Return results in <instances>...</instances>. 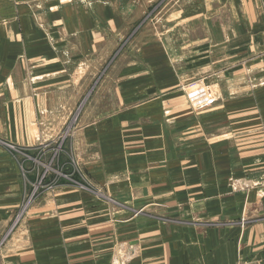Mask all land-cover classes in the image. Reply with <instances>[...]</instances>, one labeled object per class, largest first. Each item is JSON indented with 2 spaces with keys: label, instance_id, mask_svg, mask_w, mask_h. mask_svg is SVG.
<instances>
[{
  "label": "crops",
  "instance_id": "0c3cea01",
  "mask_svg": "<svg viewBox=\"0 0 264 264\" xmlns=\"http://www.w3.org/2000/svg\"><path fill=\"white\" fill-rule=\"evenodd\" d=\"M256 81L264 0H0V264H264ZM51 145L72 170L23 210L9 149Z\"/></svg>",
  "mask_w": 264,
  "mask_h": 264
},
{
  "label": "rangeland",
  "instance_id": "374dc122",
  "mask_svg": "<svg viewBox=\"0 0 264 264\" xmlns=\"http://www.w3.org/2000/svg\"><path fill=\"white\" fill-rule=\"evenodd\" d=\"M215 86L216 85L214 83H206L205 81L200 80L186 82V85L182 89V92L184 95V99L189 105V108L193 114H201L202 116L214 114L210 112H213L216 108V101H218L219 98L218 91ZM255 86L256 88H263L264 81H256ZM199 133H201V136H199ZM197 141L207 142V144H209L212 149H215L217 147V132H215V129H203L201 131H198L197 137L192 136V142ZM61 148V145L43 146L29 152H26L25 150H19V148H16L15 150L9 149L16 155V158L19 160L20 165L23 167L24 171L28 170V172L33 176L32 186H34L31 189L28 197L25 199L23 210L26 208L31 199L32 201L35 199L36 195L42 190V188L46 186L48 187L55 182H59L58 177L53 176V174L56 175L57 173L59 176L61 172L67 174L65 173L66 171L72 170V167L69 163L65 164L64 167L57 169L56 163L58 156H60ZM45 154H48V160L43 158V155ZM262 164L263 162H260L255 166V168H260ZM48 174L53 176H50L52 182H50L49 184L47 181H45ZM68 179H72V176H69ZM67 182L70 184L72 183L71 181Z\"/></svg>",
  "mask_w": 264,
  "mask_h": 264
}]
</instances>
